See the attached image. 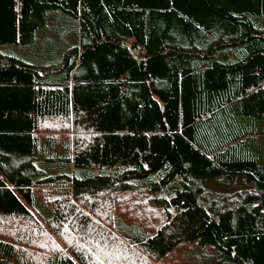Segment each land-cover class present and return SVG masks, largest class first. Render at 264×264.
<instances>
[{"label":"trees","instance_id":"trees-1","mask_svg":"<svg viewBox=\"0 0 264 264\" xmlns=\"http://www.w3.org/2000/svg\"><path fill=\"white\" fill-rule=\"evenodd\" d=\"M51 11L60 61L0 51V264H264V0H0V46Z\"/></svg>","mask_w":264,"mask_h":264},{"label":"rangeland","instance_id":"rangeland-1","mask_svg":"<svg viewBox=\"0 0 264 264\" xmlns=\"http://www.w3.org/2000/svg\"><path fill=\"white\" fill-rule=\"evenodd\" d=\"M47 21V27L37 32V42L27 47H21L19 45L0 46V51L14 54L21 58H23V55L28 51L35 52V50H45L47 53L50 51V47L47 45L46 48V43L44 42L46 40H51L55 42V45H50L52 49L50 53L45 55L53 56L57 63L60 61V57L63 56L65 51V47H61L64 45L71 47L76 43L74 23L67 14L61 11L48 12ZM209 186L213 191L224 190V188L214 184H210ZM211 250L215 252L211 247L198 245L197 241L183 242L179 247L170 252L164 264H235L229 261H219L215 253H212Z\"/></svg>","mask_w":264,"mask_h":264},{"label":"crops","instance_id":"crops-1","mask_svg":"<svg viewBox=\"0 0 264 264\" xmlns=\"http://www.w3.org/2000/svg\"><path fill=\"white\" fill-rule=\"evenodd\" d=\"M37 39H38V36H37ZM38 40H36L35 42H37ZM78 41V35L76 34V42ZM44 43H46V48H47V45H49V47H50V51H51V49H52V47L50 46V45H52V46H54L55 45V42L54 41H51V40H46ZM65 47V50H67L68 48H69V46H67V45H64V46H62L61 48H64ZM67 47V48H66ZM65 52V51H64ZM29 53H31L30 55H29ZM46 52H45V50L44 51H39V50H35V52H33V51H28L27 53H26V56H25V60L27 61V62H29V63H33L34 64V61H36V62H40V64L39 65H50V64H52L54 61L53 60H49V59H44V58H40V56H42L43 54H45ZM48 53V52H47ZM28 55H29V57H28ZM39 58H40V60H39ZM60 60H61V57H60Z\"/></svg>","mask_w":264,"mask_h":264}]
</instances>
